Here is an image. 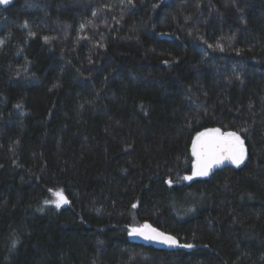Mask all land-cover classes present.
Masks as SVG:
<instances>
[{"label":"trees","instance_id":"obj_1","mask_svg":"<svg viewBox=\"0 0 264 264\" xmlns=\"http://www.w3.org/2000/svg\"><path fill=\"white\" fill-rule=\"evenodd\" d=\"M208 129L245 160L185 180ZM0 264H264V0L1 7Z\"/></svg>","mask_w":264,"mask_h":264},{"label":"snow or ice","instance_id":"obj_2","mask_svg":"<svg viewBox=\"0 0 264 264\" xmlns=\"http://www.w3.org/2000/svg\"><path fill=\"white\" fill-rule=\"evenodd\" d=\"M0 3H8V0H0ZM47 40V37L45 38ZM19 107V106H18ZM193 155L197 158V164L193 166L192 175L185 176V180H192L193 177L207 176L213 166H218L225 161L239 167L245 160L246 150L244 141L235 132L221 133L219 129H208L205 132L197 134L193 141ZM171 185V180L168 181ZM53 199L45 200V205H54L59 209L69 201L62 190L49 189ZM133 208L137 205L133 204ZM129 235L142 236L145 239H162L164 243L170 246L191 248L193 245H179L173 236H165L158 232L150 224H143L138 227H132ZM15 246V244L13 245Z\"/></svg>","mask_w":264,"mask_h":264},{"label":"water","instance_id":"obj_3","mask_svg":"<svg viewBox=\"0 0 264 264\" xmlns=\"http://www.w3.org/2000/svg\"><path fill=\"white\" fill-rule=\"evenodd\" d=\"M12 1H13V0H8V3H6V4H4V3H0V8L3 7V6H6V5H8V4H10ZM222 166H235V165H233V164H231V163L225 161L224 163H222V164H220V165H218V166H213L212 169L210 170V172L213 171L214 169H216V168H218V167H222ZM210 172H209V173H210ZM148 224H149V223H148ZM150 225H151L153 228H155L158 232L163 233L165 236L170 235V236L175 237V238L177 239V241H178V244L180 245V241H179V239H178L176 236H174V235H172V234H169V233H167V232H164V231H162L161 229L155 227V226L152 225V224H150ZM130 238H131L132 241H135V242H138V243H141V244H144V245H154V246H156L157 248H162V249H176V248H178V246H170V245H168L167 243H164V242L162 241V239H145L144 237H142V236H138V235H130Z\"/></svg>","mask_w":264,"mask_h":264}]
</instances>
